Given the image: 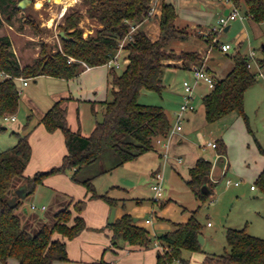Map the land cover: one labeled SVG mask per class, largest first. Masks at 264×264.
Segmentation results:
<instances>
[{
  "label": "trees",
  "instance_id": "trees-1",
  "mask_svg": "<svg viewBox=\"0 0 264 264\" xmlns=\"http://www.w3.org/2000/svg\"><path fill=\"white\" fill-rule=\"evenodd\" d=\"M228 1L232 6L243 9L244 14L254 23L264 21V0ZM18 3L19 0H0V11L11 16L21 11ZM82 3L86 7V16L99 27L93 34L84 37L83 30L79 27L83 14L78 11L67 14L62 31L68 39L60 38L61 50L50 54L44 52L31 65L20 67L10 50V41L0 37V74L8 75L0 78L1 119L12 116L17 111L19 92L15 78L35 79L39 76H50L68 80L83 71L82 62L88 67L106 65L119 51L120 43L129 34L131 27L137 26L132 33V40L123 45L119 54L120 59L122 51L126 53L123 58L127 61L125 68L122 72H117L115 68L109 69L111 100L105 103L101 120L95 122L88 135L70 128L64 105L68 99L54 102L42 117L41 123L48 132L60 130L64 136L67 153L58 166L47 171H38L31 177L24 176L31 158L29 132L22 135L16 133V144L0 150V264H7L10 258L17 264H54L67 261L66 244L62 238L72 239L85 228L80 214L86 200L75 201L61 195L67 202L58 205L49 221H41L37 215L31 214L27 222H24L18 213L23 207V201L15 195V190L23 188L25 194L31 195L47 177L71 171V179L86 188L88 199L99 198L115 205L117 201L106 193L98 195L95 192L92 179L79 180V171L94 164L107 150L116 153L119 164L153 150L154 139L164 137L171 124L162 107L138 102L141 91L161 92L163 70L170 67L166 64L167 61H181V69L190 70L194 64L202 66L205 59L197 51L183 50L177 53L172 48L173 41L187 37V33L175 25L177 12L172 4H163L160 36L152 41L138 27L148 17L151 0H82ZM209 42L207 39V44ZM217 45V41L212 44ZM261 52L262 57L258 61L264 69L263 47ZM69 58L76 61L68 63ZM231 59L229 70L221 78H216L214 88L202 97L204 119L208 124L233 112L241 116L247 124L244 96L256 83L258 74L248 67L249 58L239 51ZM120 63L122 65L121 59ZM205 70L209 71L208 68ZM3 130L6 128L1 127L0 131ZM216 149L218 158L224 159L225 144L216 141ZM211 168L212 164L200 157L189 169L186 184L202 201L211 196L212 189L217 184L209 180ZM206 183H209L208 193L201 190ZM253 186L264 196V169L256 177ZM72 210L76 213L74 217ZM172 225V231L152 237L146 229L134 223L130 215L124 214L106 228L112 232L111 244L114 246L120 240L148 249L155 241L161 242L164 250L158 253L156 264L184 262L181 258L182 251L202 252L198 242L201 225L193 215L186 223ZM56 236H61V239ZM225 239L229 251L220 256L206 255L202 264H264V239L252 236L244 229L233 228L226 229Z\"/></svg>",
  "mask_w": 264,
  "mask_h": 264
},
{
  "label": "rangeland",
  "instance_id": "rangeland-1",
  "mask_svg": "<svg viewBox=\"0 0 264 264\" xmlns=\"http://www.w3.org/2000/svg\"><path fill=\"white\" fill-rule=\"evenodd\" d=\"M25 1L24 9L11 16L0 11V37L10 41V50L20 67L33 64L44 52L50 54L61 50L62 44L58 33L62 31L67 14L74 11L83 14L79 27L83 30L84 37L93 34L99 27L94 20H90L86 16V7L82 0ZM180 12L181 19L178 25L186 27L188 23L185 18H182L183 10L180 9ZM240 12L242 15L245 13L243 9ZM216 21L212 23L211 29L215 27L218 30ZM217 37L218 45L212 46L215 42L214 38ZM208 39L210 41L208 46L204 48V51H201V55L205 57L202 67L205 69L208 63L211 64L207 57L212 56L213 66L220 77L229 70L231 57L236 51L246 56L250 52L254 53L253 60H249L250 69L258 74V78L244 96V113L247 124L235 112L217 122L206 123L202 97L210 92V88L206 84H201L194 88V111L185 115L181 124L182 130L174 131V114L183 103V82H192L194 76L191 68L184 70L173 66L166 67L162 73L163 88L161 92L142 90L138 99L140 104L162 107L170 118L171 127L168 135L159 144L156 139L153 141L154 145L161 148V155L154 150L145 152L131 161L116 166L109 173V177L117 182L116 184L127 197L135 198L134 203L139 201L141 206H145L150 203L149 201L153 197L151 185L155 182V174H159L162 187L165 190L163 198H171L175 202L172 201L162 208L160 203L154 206L157 214L153 212L147 215L152 223L147 225L149 234L155 230L159 223L172 224L170 220L178 221L190 213L201 225V236L204 240L201 247L202 252L222 255L229 251L225 239L227 228L244 229L250 235L264 239V196L257 188L255 191H251L249 188L250 185H254L256 179H254L256 165L264 161V152H261L257 145L259 144L264 151V69L258 61L262 57L261 49L264 46V21L254 23L244 17L242 20L230 23V28L226 32L223 30L210 31ZM222 43L231 45V50L228 53L224 54L220 51L219 45ZM192 44H188L189 47H185L184 50H191ZM125 55L126 53L122 51L120 58L122 65L117 72H122L127 64V61L123 59ZM74 61L76 60L74 59ZM218 62L221 64L220 67L217 66ZM44 81L47 80L43 77L39 80L31 78L30 89H27L28 87L21 89V82L16 81L19 104L14 116L17 121L6 123L0 121V128H6V130L0 131V150L14 146L17 142V134L22 135L29 132L25 127L21 129L30 119L28 116L31 114L30 107L25 101V95H27L25 93L32 89L34 98L39 100L47 88ZM83 109L84 116H89V121L85 122L86 126L92 122L93 118L87 107ZM97 119L101 120L99 114ZM212 141H222L225 144L229 168L222 176L220 175L224 170V165L220 168L217 166L211 168L210 182L215 183L214 181L219 180L213 187L211 196L202 201L193 194L186 182L189 179V169L192 168L197 158L201 157L211 164H215L217 149L203 147L207 142ZM178 158L181 159V163L178 162ZM227 180H230L231 184H227ZM235 182L240 184L235 186ZM61 199L62 203L67 202V199ZM22 201L23 207L18 213L24 222H27L31 214L37 216L40 214L30 208L31 197ZM25 208L27 209L26 213L22 211ZM56 210L51 205L44 214L46 219L50 218ZM160 211L163 212L161 216L165 219L158 218ZM207 223L210 225L207 226ZM188 255H190L189 251H182L183 263L189 262ZM11 261L15 262L12 258ZM174 264L178 263L174 262Z\"/></svg>",
  "mask_w": 264,
  "mask_h": 264
},
{
  "label": "crops",
  "instance_id": "crops-1",
  "mask_svg": "<svg viewBox=\"0 0 264 264\" xmlns=\"http://www.w3.org/2000/svg\"><path fill=\"white\" fill-rule=\"evenodd\" d=\"M164 3L172 4L175 7L177 12L175 25L178 29L187 33L186 39H177L173 41L171 46L177 53L183 51L185 47H189L187 46L188 44L193 43L191 50L197 51L201 54V51H204V48L208 46L207 39L211 31L212 23H214L221 15H227L232 8V5L227 0H151L152 14L147 17L140 26L138 25V27L141 28L152 41L157 40L160 36V18ZM180 9L183 10L182 18L187 20L186 23L188 24L186 27L178 25V22L181 19ZM247 19L250 22H253L250 18ZM228 26L230 28V25ZM214 41L219 42L218 37L214 38ZM222 53L225 54L226 52ZM207 59L211 61L210 65L208 63L205 66V68L209 69L207 72L214 79L221 78L222 76H218L217 71L213 66V57L209 55ZM166 64L170 65V67L173 66L181 69V61L171 60L167 61ZM217 66H221L220 62H218ZM42 77L47 80L44 81L47 88L39 100L34 98L32 89L30 92L25 93L27 94L25 95V101H27L31 111V114L28 116L30 119L21 128L23 129V127L27 125L26 128L29 130L28 141L31 147V158L24 171L25 177H31L38 171H47L52 167L58 166L64 155L67 153L62 132L56 130L50 133L41 123L42 117L54 102L61 99H68L64 105L67 110V121L70 128L74 131L80 130L83 135H88L93 129L95 122L99 121L97 115L99 114L102 118L105 103L111 100V77L109 75V68L106 65L98 67L85 66L78 76L68 80L50 76H39L37 77V80ZM29 81L30 79H28V84L26 86L21 84V89L27 87V89H30ZM84 107L88 108L90 116L93 118L92 122L86 126L85 122L89 121V116H84ZM16 121L17 119L15 117V120L11 122ZM204 146L205 145H203V147ZM153 150L161 155V148L159 146L154 145ZM198 159L199 158L195 160L193 166ZM224 163L227 167V171L229 164L226 155L224 159L217 158L215 164H212V168L216 166L220 168ZM118 165L119 158L116 153L112 150H107L94 164L81 169L78 173L79 180L92 179L95 192L98 195L106 193L107 196L117 201L115 205H110L99 198L88 199L89 194L87 193L86 188L71 179V171L47 177L41 185L37 186L33 194H26L24 199L31 197L30 208L31 205L46 206V210L43 212L34 210L40 212L38 218L45 222L50 219L49 217L46 219V216L44 215L45 212H47L51 205L58 209V205L62 203L60 201L62 200L60 197L61 195L70 197L75 201L86 200V205L80 214L85 222V228L72 239L62 238L66 244L67 261H58L54 264L157 263L158 253L164 250V246L161 242L155 241L154 245L148 249L130 245L120 240L117 241V245L114 246L111 244L112 232L106 228V226L115 222L124 214H128L133 218L134 223L149 231L148 224H146L145 221L149 219L147 216L148 214H152L153 212L154 214H157L154 206L160 203V207L162 208L169 205V203L174 200L171 198H162V202H154L152 197L149 201L150 203L145 204V206H141L139 201H135L134 203L135 198L127 197L124 191L120 189L118 184H116L117 182H114L112 177H109V173L115 169L116 166L118 167ZM255 168L256 172L254 179L264 169V161L258 163ZM251 186H253V184L250 185V190L255 191L256 189H251ZM183 210L186 211L185 208H183ZM22 211L26 213L27 209L25 208ZM159 213L158 218L165 219L161 216L163 212L160 211ZM42 214L44 216H41ZM72 214L73 217L76 215L73 210ZM190 217V213H187L178 221L169 220L172 223H186ZM151 224L152 223H150V225ZM173 229L174 227L172 224L159 223L150 235L152 237H159ZM56 238L61 239V236H56ZM189 254V262L183 263L181 261H175V263L202 264L206 255L220 256L206 252H189ZM7 262L8 264H17L16 261L12 263L13 261H11V258L8 259Z\"/></svg>",
  "mask_w": 264,
  "mask_h": 264
},
{
  "label": "built area",
  "instance_id": "built-area-1",
  "mask_svg": "<svg viewBox=\"0 0 264 264\" xmlns=\"http://www.w3.org/2000/svg\"><path fill=\"white\" fill-rule=\"evenodd\" d=\"M228 1V0H227ZM152 14V8L150 9V11L148 12V17L151 16ZM249 18L247 15H242L240 12V9L237 7L232 6L231 10L227 13V15H221L216 23H217V27L218 30H216V28L214 27L213 29H211L212 31H221L223 30L226 26L230 25V23L236 21V20H242L243 18ZM137 28V26L135 27H131V30L129 32V34L121 41L120 43V47H119V51L110 59V61L106 64V66L110 69V68H115L116 70L121 68V63H120V59H119V54L120 51L123 47V45L132 40V33L135 31V29ZM219 48L222 52H229L231 50V45L228 43H222L219 45ZM250 59L253 60L254 58V53L250 52L249 55L247 56ZM74 59L70 58L68 60V63L73 62ZM83 66H86L85 63L82 62ZM248 67H251V63L249 61L248 63ZM191 71L193 72V81L189 82V81H184L183 82V89H184V94H183V103L180 104L178 111L174 114L175 117V122H174V127L173 130L174 131H181L182 130V122L184 120V117L187 113L194 111L195 106H194V88L197 85H201V84H206L210 90H212L214 88L215 85V79L202 67V66H195L192 65L191 66ZM8 77V75L1 73L0 74V78H6ZM16 81L21 82V84L23 86H26L28 84V79L27 78H23V77H17L15 78ZM15 120V116H9V117H3L0 119L1 122H9V121H14ZM170 130V129H169ZM169 131L165 134L164 137H157L156 138V142L157 144L161 143L163 138H165L168 135ZM216 148V142H207L206 145L204 146V148ZM218 158V156H217ZM178 162H181V159L178 158L177 159ZM226 171V166L224 165V170L221 174V176L223 175V173ZM219 180V179H218ZM214 181V182H218ZM227 184H231L230 180H227ZM239 182H235L234 185H238ZM251 189H256L254 186H251ZM151 191L153 192V200L154 202H160L163 198L164 195V189L162 187V183H161V177L159 174H155V182L151 185ZM31 209L32 210H39L41 212L46 210V206L45 205H41V206H36V205H31ZM146 224H150L151 220L147 219L145 221ZM210 224L208 223V226Z\"/></svg>",
  "mask_w": 264,
  "mask_h": 264
},
{
  "label": "water",
  "instance_id": "water-1",
  "mask_svg": "<svg viewBox=\"0 0 264 264\" xmlns=\"http://www.w3.org/2000/svg\"><path fill=\"white\" fill-rule=\"evenodd\" d=\"M25 3H26L25 0L20 1V2L18 3V5H17L18 8H19V9H24V7H25ZM228 29H229V26L225 27L224 31H227ZM58 36H59L60 38L64 39V40H67V39H68V38L65 36V34H64L63 31H60V32L58 33ZM263 48H264V46H263ZM201 190H202V192H204V193H208V192H209V183H208V184H207V183L204 184V185L202 186ZM15 195H16L17 197H19L21 200H23V199L26 197V194L24 193V189H23V188H19V189H17V190L15 191ZM198 242H199V245H200V246L203 245V238H202L201 235L198 236Z\"/></svg>",
  "mask_w": 264,
  "mask_h": 264
}]
</instances>
